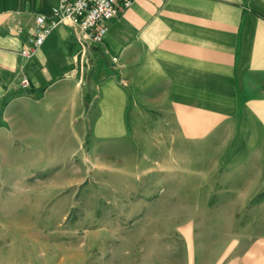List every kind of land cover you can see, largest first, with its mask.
Returning a JSON list of instances; mask_svg holds the SVG:
<instances>
[{"label": "crops", "instance_id": "0c3cea01", "mask_svg": "<svg viewBox=\"0 0 264 264\" xmlns=\"http://www.w3.org/2000/svg\"><path fill=\"white\" fill-rule=\"evenodd\" d=\"M56 3L0 0V152L1 141L58 154L90 140L113 155L218 157L239 172L218 186L235 188L224 200L240 206L224 214L228 228L209 241L217 254L202 264H264V202L233 227L262 187L264 165L236 162L260 155L264 139V0H133L99 43L61 21L22 55L36 14Z\"/></svg>", "mask_w": 264, "mask_h": 264}, {"label": "rangeland", "instance_id": "374dc122", "mask_svg": "<svg viewBox=\"0 0 264 264\" xmlns=\"http://www.w3.org/2000/svg\"><path fill=\"white\" fill-rule=\"evenodd\" d=\"M1 142L0 264H202L217 254L209 241L228 228L224 214L240 206L224 200L235 188L218 186L239 172L218 157L113 155L90 140L53 154V145ZM256 143L260 155L237 164L264 165V139ZM259 179L234 228L264 202V172Z\"/></svg>", "mask_w": 264, "mask_h": 264}, {"label": "built area", "instance_id": "2783aa9c", "mask_svg": "<svg viewBox=\"0 0 264 264\" xmlns=\"http://www.w3.org/2000/svg\"><path fill=\"white\" fill-rule=\"evenodd\" d=\"M132 2L133 0H57L49 14H36L28 44L20 53L30 55L61 21L68 22L77 31L82 43H99L107 30L106 21L119 15ZM18 84L21 87L29 86V79L24 73L20 75Z\"/></svg>", "mask_w": 264, "mask_h": 264}]
</instances>
